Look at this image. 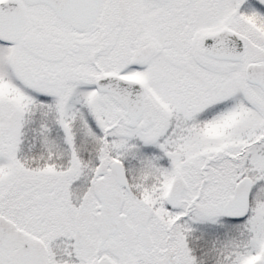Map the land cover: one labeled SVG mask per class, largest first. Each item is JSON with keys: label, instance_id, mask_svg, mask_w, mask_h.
<instances>
[{"label": "snow or ice", "instance_id": "1", "mask_svg": "<svg viewBox=\"0 0 264 264\" xmlns=\"http://www.w3.org/2000/svg\"><path fill=\"white\" fill-rule=\"evenodd\" d=\"M0 264H264V0H0Z\"/></svg>", "mask_w": 264, "mask_h": 264}]
</instances>
